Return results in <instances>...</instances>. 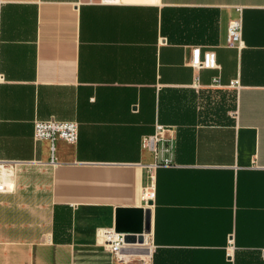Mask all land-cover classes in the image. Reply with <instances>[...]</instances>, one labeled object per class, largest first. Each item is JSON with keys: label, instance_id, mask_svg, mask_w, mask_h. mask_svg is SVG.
I'll list each match as a JSON object with an SVG mask.
<instances>
[{"label": "crops", "instance_id": "1", "mask_svg": "<svg viewBox=\"0 0 264 264\" xmlns=\"http://www.w3.org/2000/svg\"><path fill=\"white\" fill-rule=\"evenodd\" d=\"M93 1L0 0V264H264V0ZM193 47L219 69L189 67ZM50 119L79 123L56 164L33 136ZM158 123L177 165L147 207ZM139 208L149 251L125 263L99 233Z\"/></svg>", "mask_w": 264, "mask_h": 264}, {"label": "built area", "instance_id": "2", "mask_svg": "<svg viewBox=\"0 0 264 264\" xmlns=\"http://www.w3.org/2000/svg\"><path fill=\"white\" fill-rule=\"evenodd\" d=\"M117 0H100L102 3H115ZM93 4L94 1L90 0ZM237 16L231 18L228 26L227 45L231 48L242 49L243 41V13L242 8L237 9ZM189 67L195 70L201 69H219L217 63V55L213 50L202 51L200 47H193L192 59L189 62ZM215 84L219 85V78L215 79ZM240 86L238 80L232 81L229 88L235 89ZM199 77L196 76L194 88L199 89ZM34 140L35 142L49 141L51 144V164H56L55 148L58 141H65L69 144H77L79 140V123L76 121H60L50 119L46 121L38 120L34 124ZM143 151H149L154 156V162L146 165L149 171V184L145 189L143 196L145 206L149 207V203L155 198V181L156 170L162 167H174L175 153L177 148L176 128L157 124L155 133L142 138ZM10 185L4 180L0 181V194L8 193ZM125 234H120L114 228L106 229L99 233V242L107 250L115 253L119 260L125 263L134 261V255H128V244L125 242ZM146 239L147 234H144Z\"/></svg>", "mask_w": 264, "mask_h": 264}, {"label": "water", "instance_id": "3", "mask_svg": "<svg viewBox=\"0 0 264 264\" xmlns=\"http://www.w3.org/2000/svg\"><path fill=\"white\" fill-rule=\"evenodd\" d=\"M150 222L151 211L149 209H119L114 229L117 233L125 234L126 243L144 244V234L150 231Z\"/></svg>", "mask_w": 264, "mask_h": 264}, {"label": "bare ground", "instance_id": "4", "mask_svg": "<svg viewBox=\"0 0 264 264\" xmlns=\"http://www.w3.org/2000/svg\"><path fill=\"white\" fill-rule=\"evenodd\" d=\"M9 173V172H8ZM5 177V176H4ZM10 177V176H9ZM9 179V178H8ZM7 179V180H8ZM128 248H133L134 250L137 251L138 254H146L148 251H149V246L147 244V240L145 239V243L144 244H132V245H129ZM130 250V249H129ZM128 250V251H129ZM127 251V252H128ZM126 252V253H127ZM128 254V253H127ZM130 255V254H128Z\"/></svg>", "mask_w": 264, "mask_h": 264}, {"label": "rangeland", "instance_id": "5", "mask_svg": "<svg viewBox=\"0 0 264 264\" xmlns=\"http://www.w3.org/2000/svg\"><path fill=\"white\" fill-rule=\"evenodd\" d=\"M146 240H147V237H146ZM131 249V248H130ZM133 249V248H132ZM134 250V249H133ZM134 252H136L137 253V251L136 250H134Z\"/></svg>", "mask_w": 264, "mask_h": 264}]
</instances>
